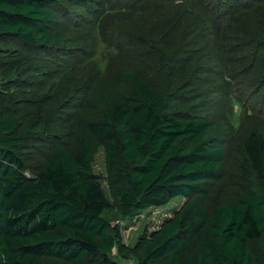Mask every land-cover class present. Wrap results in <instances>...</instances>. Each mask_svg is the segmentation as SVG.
I'll use <instances>...</instances> for the list:
<instances>
[{"label":"trees","instance_id":"trees-1","mask_svg":"<svg viewBox=\"0 0 264 264\" xmlns=\"http://www.w3.org/2000/svg\"><path fill=\"white\" fill-rule=\"evenodd\" d=\"M0 264H264V0H0Z\"/></svg>","mask_w":264,"mask_h":264},{"label":"rangeland","instance_id":"rangeland-1","mask_svg":"<svg viewBox=\"0 0 264 264\" xmlns=\"http://www.w3.org/2000/svg\"><path fill=\"white\" fill-rule=\"evenodd\" d=\"M84 16H92L90 13L84 12ZM100 20V18H98ZM83 29H79L81 31ZM91 37H89V40ZM94 44L92 40L91 45ZM92 49L96 50V53L93 55V59L96 61L97 65L101 68L102 71L108 66V55H107V46L105 41L99 36L93 45ZM114 51V50H111ZM237 109V107L235 108ZM241 162V161H240ZM105 157L102 149L96 154L94 162V171L96 174L100 175L101 183L107 193L111 198V192L107 185L106 181V171H105ZM242 164V163H241ZM186 198L178 197L171 201L169 204L161 207H151L144 210L140 215H138L133 220L121 221V226L123 230V242L125 245H132L137 239L138 235L146 227L148 231L156 230L160 227L164 220L173 217L176 210H178L184 203ZM116 250L114 251V253Z\"/></svg>","mask_w":264,"mask_h":264}]
</instances>
